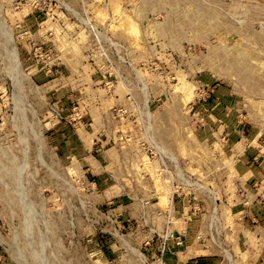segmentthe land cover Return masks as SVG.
Wrapping results in <instances>:
<instances>
[{"label":"rangeland","instance_id":"374dc122","mask_svg":"<svg viewBox=\"0 0 264 264\" xmlns=\"http://www.w3.org/2000/svg\"><path fill=\"white\" fill-rule=\"evenodd\" d=\"M193 243L264 264V0H0V264Z\"/></svg>","mask_w":264,"mask_h":264},{"label":"crops","instance_id":"0c3cea01","mask_svg":"<svg viewBox=\"0 0 264 264\" xmlns=\"http://www.w3.org/2000/svg\"><path fill=\"white\" fill-rule=\"evenodd\" d=\"M189 247H192L191 249H188ZM182 251V250H181ZM178 252L177 256H173L170 259V263L172 264H183L187 259L192 258V257H200L203 256L202 252L204 249L202 246H199V244L195 245L194 243L190 246H187L186 250H183L182 252H185V255L182 253ZM206 262V259L204 260Z\"/></svg>","mask_w":264,"mask_h":264},{"label":"built area","instance_id":"2783aa9c","mask_svg":"<svg viewBox=\"0 0 264 264\" xmlns=\"http://www.w3.org/2000/svg\"><path fill=\"white\" fill-rule=\"evenodd\" d=\"M179 240H180V237H179ZM183 264H207V263L201 258H192V259L186 260Z\"/></svg>","mask_w":264,"mask_h":264},{"label":"bare ground","instance_id":"6f19581e","mask_svg":"<svg viewBox=\"0 0 264 264\" xmlns=\"http://www.w3.org/2000/svg\"><path fill=\"white\" fill-rule=\"evenodd\" d=\"M13 52V51H12ZM15 54V53H14ZM128 242V241H127Z\"/></svg>","mask_w":264,"mask_h":264},{"label":"trees","instance_id":"16d2710c","mask_svg":"<svg viewBox=\"0 0 264 264\" xmlns=\"http://www.w3.org/2000/svg\"><path fill=\"white\" fill-rule=\"evenodd\" d=\"M201 259H203V258H201ZM204 260V259H203Z\"/></svg>","mask_w":264,"mask_h":264}]
</instances>
